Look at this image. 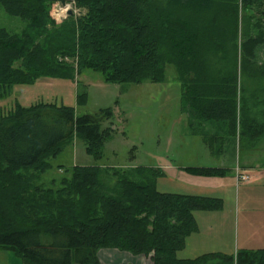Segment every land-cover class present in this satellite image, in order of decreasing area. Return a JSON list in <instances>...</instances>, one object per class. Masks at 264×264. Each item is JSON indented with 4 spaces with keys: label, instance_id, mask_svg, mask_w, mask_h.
Masks as SVG:
<instances>
[{
    "label": "trees",
    "instance_id": "trees-1",
    "mask_svg": "<svg viewBox=\"0 0 264 264\" xmlns=\"http://www.w3.org/2000/svg\"><path fill=\"white\" fill-rule=\"evenodd\" d=\"M54 1L0 0L9 15L28 24L20 33L0 27V100L14 85L73 80L85 70L109 83H161L173 65L185 104L200 123H226L233 134L239 124L240 141L263 132L247 117L238 71L264 76V63H256L264 22L255 19L264 0H73L85 13L76 19L72 13L60 24L50 14ZM77 101L85 104L86 93ZM109 115H78L73 107L51 103L0 110V250L22 264H100L98 252L106 249L152 264H205L217 256L181 259L177 253L198 230L194 212L218 210L221 199L159 192L161 169L74 165L49 186L38 184L53 167L50 159L73 138L99 158L109 136L100 122ZM181 169L226 175L219 168ZM236 261L264 264V249L239 252Z\"/></svg>",
    "mask_w": 264,
    "mask_h": 264
},
{
    "label": "rangeland",
    "instance_id": "rangeland-1",
    "mask_svg": "<svg viewBox=\"0 0 264 264\" xmlns=\"http://www.w3.org/2000/svg\"><path fill=\"white\" fill-rule=\"evenodd\" d=\"M50 10L56 24L67 18L68 10L73 11L74 19L85 13L75 6L73 0H66L65 7L55 0ZM255 19L264 22V5ZM27 25V22L9 15L0 6L1 28L20 33ZM65 60L73 62L72 59ZM256 60L258 65L264 63V45L257 48ZM238 80L239 85L246 89L247 117L254 130L262 126L263 131L259 134L255 132L253 137L244 136L242 141L231 134L232 130L226 123L210 120L200 123L195 118L193 111L185 104L173 65L166 67L165 80L161 83H109L102 79L100 73L92 70H85L81 74L75 72L73 80L39 78L32 85H14L7 97L0 100V110L6 113L16 103L23 106L36 103L65 105L73 107L78 115H97L101 110H109V117H102L100 122L102 130L109 128L101 156H91L84 142L73 138L60 154L50 159L53 167L43 174L38 184L49 186L51 179L62 177L65 174L63 170L74 165L119 171L136 167L161 169L165 175L157 177L156 188L159 192L210 196L222 201L218 210L194 212L198 232L188 239L187 249L179 251L178 255H193L200 246L235 254L237 250V253L242 251L244 242L252 248L264 246V236L263 240H257V236L264 231V172L261 170L264 167V76L249 77L238 71ZM83 93H86V102L80 104L77 95ZM209 136L219 140L212 142L211 139L208 142L202 138ZM245 162L260 169L251 171L252 168H248L246 173L249 178L243 182L226 176L231 171L229 169H235ZM222 165L226 167V175L212 180L191 179L193 174L176 169H224ZM260 173L263 175L259 176ZM7 252L10 251L0 250L1 254H12ZM123 255L117 264H131L127 262V255L134 264L137 256L129 253ZM144 260L152 264L149 258ZM236 262L234 260V264Z\"/></svg>",
    "mask_w": 264,
    "mask_h": 264
},
{
    "label": "crops",
    "instance_id": "crops-1",
    "mask_svg": "<svg viewBox=\"0 0 264 264\" xmlns=\"http://www.w3.org/2000/svg\"><path fill=\"white\" fill-rule=\"evenodd\" d=\"M239 129H240L239 124H237L236 132L237 131L238 132H237V134H234V135H237V138L239 137V133H240ZM231 134L233 135V131H232ZM181 168H183V167H177L176 169H181ZM221 168L225 169L226 167H224V165H222ZM248 168H252V169H250L251 171L254 170V169H257V170L260 169V167L259 168H253V166L251 164H249L248 162H245V163L237 166L235 169L234 168L233 169H229L228 171H230V170L231 171L226 176L228 178L235 179L238 182L246 181L249 178L248 173H246V170ZM163 169H165V168H163ZM169 169H171V168L169 167ZM261 170H263V172H264V167ZM240 175H243L244 179L242 177H240ZM261 175H263V174L260 173L259 176H261ZM191 176H192L191 179H204V180L219 179V178L204 177V176H199V175H191ZM226 176L224 178H227ZM221 178H223V177H221ZM197 232H198V230L195 233H192L191 235H189L186 238L185 246H184L183 250L187 249V247H188V244H187L188 239L193 237V235H196ZM262 236H264V231L257 236V240L258 241L263 240ZM260 249H264V246L262 245V247L260 246V247L252 248L251 246H248L246 244V242L243 243V247H242V251H244V250H246V251H256V250H260ZM182 251H180V252H182ZM237 251H235V254H225L222 251H220L219 249H216L215 247L200 246L199 249L193 255H188L186 257H180L178 255V253H179L178 252L177 256L179 258H181V259H192V258L198 257L200 255L214 254L215 253V254H218V255L215 256V257H212L205 264H234V260H236V257L238 255ZM242 251H240V252H242ZM7 253H10V252H7ZM123 253H125V252H120V251H118L116 249L101 250V251L98 252V259L100 261V264H117L118 262L120 263L121 260L123 259V256H124ZM127 257H128V258H126L127 262L132 264L131 257L129 255H127ZM145 258L146 257H144V256L143 257L142 256H137L136 260H133V262H134V264H147L145 262V260H144ZM2 259H4V260L1 261ZM0 261H1L0 264H22L21 260L18 257H16L13 253L11 255L1 254L0 253Z\"/></svg>",
    "mask_w": 264,
    "mask_h": 264
},
{
    "label": "water",
    "instance_id": "water-1",
    "mask_svg": "<svg viewBox=\"0 0 264 264\" xmlns=\"http://www.w3.org/2000/svg\"><path fill=\"white\" fill-rule=\"evenodd\" d=\"M58 2L60 3V5L63 7L66 5V0H58ZM73 13L72 10H68L67 11V15H71Z\"/></svg>",
    "mask_w": 264,
    "mask_h": 264
},
{
    "label": "bare ground",
    "instance_id": "bare-ground-1",
    "mask_svg": "<svg viewBox=\"0 0 264 264\" xmlns=\"http://www.w3.org/2000/svg\"><path fill=\"white\" fill-rule=\"evenodd\" d=\"M66 6V5H65ZM65 6H63V7H65ZM240 177H242L243 179H244V176L243 175H240Z\"/></svg>",
    "mask_w": 264,
    "mask_h": 264
}]
</instances>
